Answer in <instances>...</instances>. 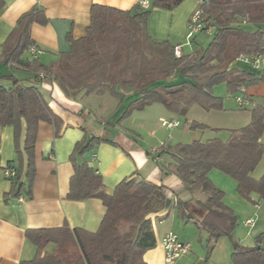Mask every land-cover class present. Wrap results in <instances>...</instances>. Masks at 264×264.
I'll return each mask as SVG.
<instances>
[{
  "label": "trees",
  "instance_id": "16d2710c",
  "mask_svg": "<svg viewBox=\"0 0 264 264\" xmlns=\"http://www.w3.org/2000/svg\"><path fill=\"white\" fill-rule=\"evenodd\" d=\"M184 0H149V7L138 4L123 11L93 4L90 23L85 35L69 37L71 49L60 53L49 65L39 58L29 62L27 50L36 46L30 35L34 23L47 24L43 10L34 7L19 16L16 25L1 47L3 63L15 64L36 73V79L55 82L65 95L80 93L102 96L110 94L121 99L131 92V102L124 116L160 103L173 113L186 115L192 104L205 110H223V98L213 93L217 84L224 83L230 93L256 85L261 79L231 65L242 55H264V0H203L199 7L212 20L213 38L199 52L186 53L167 41L153 40L147 31V21L153 8L173 10ZM0 0V12L4 7ZM246 24L256 29H245ZM196 36L192 38V42ZM174 77V78H173ZM170 78H173L170 80ZM12 88L0 85V131L11 124L18 141L25 124L23 152L27 169L25 179L14 168L9 180L16 188V197H31L35 175V142L41 121L53 124L56 134L62 121L49 107L37 86H22L14 79ZM246 97V96H245ZM197 122L190 128L203 129ZM264 99L251 110L250 122L230 131L223 141L195 140L174 147L163 146L161 155L170 156V164H161L163 172L177 175L183 187L174 195L180 209L183 200L196 194L205 195L200 202L205 214L194 216L197 227L208 232L206 247L211 252L221 237L232 243V264H264V231L257 235L253 246H242L233 237L238 223L234 211L224 202L225 193L215 186L209 173L216 169L234 179L240 196L258 205L264 200V174L255 179L252 173L264 155ZM104 137H92L76 144L72 156L74 174L71 178L70 200L100 199L106 207L105 216L95 232L63 226L51 229H29L26 238L36 247V256L20 264H147L144 254L156 246V238L148 215L165 207L166 188L136 177L124 179L112 193H107L103 177L87 161L79 157L90 151ZM21 152L19 151V154ZM22 154V153H21ZM20 154V155H21ZM256 194L258 200L253 199ZM183 216L187 215L184 209Z\"/></svg>",
  "mask_w": 264,
  "mask_h": 264
},
{
  "label": "crops",
  "instance_id": "0c3cea01",
  "mask_svg": "<svg viewBox=\"0 0 264 264\" xmlns=\"http://www.w3.org/2000/svg\"><path fill=\"white\" fill-rule=\"evenodd\" d=\"M3 1L4 7L0 12V85L10 89L14 85L13 80L17 79L22 86H37L50 109L63 121L59 135L56 134L53 124L45 121L39 123L35 142L36 162L31 197L26 195L16 197V188L5 176V168L11 163L21 172L22 180L25 179L27 169L26 156L23 152L25 124L23 122L21 125L18 141L14 136L16 130L11 124L1 128L0 264H20L21 261L34 259L37 250L26 238V231L29 229H51L66 225L70 228L82 227L87 231L95 232L99 228L106 213V207L100 199L67 198L74 174L72 156L76 144L94 136L104 137L105 140L94 145L84 156L79 157L78 161L82 162V158L85 159L89 167L102 175L107 193H112L122 180L133 177L166 188L165 207L150 213L147 217L151 221L156 246L144 254L147 264H164L162 236L169 231L180 232V225L193 219L194 216L201 218L205 210L200 202L205 200V195L187 196L183 200L185 207L182 209L185 208L189 219L187 215L183 216V210L178 207L174 195L182 189L183 182L177 175L160 170L161 164L172 162L170 156L160 154L161 148L166 146L165 143L160 148L155 146L147 148L127 133L131 129L122 127V121L105 122L104 118L114 114L121 107V102L131 98V92L124 93L120 100L108 93L102 96L95 94L98 103L93 105L89 102L90 94L80 93L76 97H69L55 82L43 78L36 79V73L15 64L7 65L1 59V47L13 31L19 16L34 7L44 11L47 24L34 23L30 28V35L36 46L43 51L39 56L40 63L49 65L55 61L58 54L70 51L69 37L78 39L85 35L93 4L128 11L133 10L141 0ZM198 7V0H184L173 10L153 8L147 21L149 35L157 42L167 41L173 46L187 45L188 23ZM231 67L235 70L247 71L261 79L256 85L244 88L243 95L251 100L253 107L262 104L264 55L260 57L258 68L242 60L235 61ZM148 107L151 105L144 108ZM104 123L111 126V129L103 127ZM93 154H96L94 160ZM232 206L235 208V205ZM242 207L241 222L245 228H249L248 235L241 237L235 232L234 238L242 246H253L257 235L264 231V200L258 205L243 203ZM251 217L255 220L254 226H245L244 221ZM184 227H187L186 234H177L181 241L190 244L191 247L176 264H232L230 260L233 248L228 237H221L214 249L208 252L206 247L208 232L199 227V232H196L195 228L189 227V223ZM197 240H199L198 245Z\"/></svg>",
  "mask_w": 264,
  "mask_h": 264
},
{
  "label": "rangeland",
  "instance_id": "374dc122",
  "mask_svg": "<svg viewBox=\"0 0 264 264\" xmlns=\"http://www.w3.org/2000/svg\"><path fill=\"white\" fill-rule=\"evenodd\" d=\"M244 28L254 30L256 29V26L246 24V27ZM212 38L213 33L208 34L207 32H202L196 35V40L192 42V44L189 43L187 45H182L181 47H183L182 49H184L186 53L199 52L202 49L208 47V44L211 42ZM173 78H170V80ZM213 93L216 96L223 98V110L207 111L195 103L189 107L186 115H180L167 111L160 103H152L150 104L151 107L144 108L142 111L133 110L129 115L124 116V112L128 109V106L132 100V98H130L121 102V107L110 117L104 119L105 122L108 121V123H113L117 120L122 121V127L131 129V131H127V133L132 138H136L139 143H142L147 148L152 146L160 148L162 145H164V143L166 147H174L179 143L186 144L195 140L204 142L209 139L212 140L213 138H219L225 141L229 138L231 130L242 128L250 122L251 110L253 109V106L250 105L247 107H239L236 99L238 96H243V94L230 93L224 83L215 85L213 88ZM90 95L91 97L89 98V102L93 105H96L98 103V97H96L95 94ZM167 112H169V114H167ZM163 114L164 116H162ZM91 118H94L93 115ZM172 119H177L180 125L173 128H167L162 125L163 121L169 122ZM192 122H197V124L200 123L205 127L203 129H192L190 128V123ZM103 127L108 128V130L111 129V126L105 123ZM263 174L264 155L255 171L252 173V176L255 179H260ZM209 177L214 182L215 186L225 193V204L227 207L229 206L238 217L239 221L233 231V237H235V232L239 233L241 237H246L248 235L249 228H245L241 222L243 220L241 213L243 211L242 206L243 203H249L251 205L254 204L240 196V193L237 191L236 181L225 173L213 169L210 171ZM252 198L258 200L256 194H253ZM261 202L262 201H260L259 204H261ZM193 203L196 205L195 202ZM232 205H235V208ZM187 218L189 219V215H187ZM187 223H189V227L195 228L196 232H199V229L195 224V220L191 219L187 220L186 223H183V225H180L181 231L177 232L178 234H186L185 229L187 227L184 226H186ZM198 244L199 240H197V245Z\"/></svg>",
  "mask_w": 264,
  "mask_h": 264
},
{
  "label": "built area",
  "instance_id": "2783aa9c",
  "mask_svg": "<svg viewBox=\"0 0 264 264\" xmlns=\"http://www.w3.org/2000/svg\"><path fill=\"white\" fill-rule=\"evenodd\" d=\"M199 2H202L203 0H198ZM142 7L148 8L149 7V0H141L139 3ZM202 32H207L208 34H211L214 32V26L212 23V20L208 18L203 10L198 7L193 14L190 17L189 23H188V44L194 38V35L200 34ZM181 46H176L175 48V54L177 56L180 55ZM43 53V51L37 47L32 46L30 47L26 54H27V60L29 62L39 58V56ZM260 57L261 56H247L242 55L240 57V60L250 63L254 68H258L260 65ZM239 107H247L251 105V100L247 97L238 96L236 99ZM162 125L167 128H173L179 125L178 121H163ZM264 141V140H263ZM96 158V154L92 155V159L94 160ZM15 169L14 168H7L5 170V176L9 179L13 175H15ZM21 199V198H20ZM255 220L254 218H248L244 221V225L247 227L254 226ZM162 247L164 250V264H176L177 260L185 255L190 250V244L185 243L180 240L179 235L174 231L167 232L164 236H162Z\"/></svg>",
  "mask_w": 264,
  "mask_h": 264
}]
</instances>
